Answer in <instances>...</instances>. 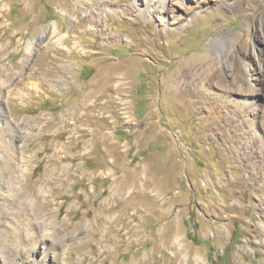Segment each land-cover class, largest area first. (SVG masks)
<instances>
[{"label": "rangeland", "instance_id": "obj_1", "mask_svg": "<svg viewBox=\"0 0 264 264\" xmlns=\"http://www.w3.org/2000/svg\"><path fill=\"white\" fill-rule=\"evenodd\" d=\"M1 81L0 250L264 264V0H0Z\"/></svg>", "mask_w": 264, "mask_h": 264}, {"label": "bare ground", "instance_id": "obj_2", "mask_svg": "<svg viewBox=\"0 0 264 264\" xmlns=\"http://www.w3.org/2000/svg\"><path fill=\"white\" fill-rule=\"evenodd\" d=\"M1 83H0V122H3L5 121V116L2 108L1 94L6 87L3 85V83L2 84ZM29 204L31 205V203H28V205ZM27 219L28 220L26 221V225L24 227V230L26 232L22 235L23 237L20 240L19 245H16L14 247H7L5 250H0V257L2 256L0 259V264H18L19 262H28L29 264L30 262L27 261L26 260L27 258L25 257H27V255L34 256L38 252H41L42 255L41 257L45 259L44 261L40 259L41 262L39 261V264H49L48 260L50 259H53V264H65L64 263L65 257H63L64 249L66 247L65 240L63 238H58L56 240L53 234L49 233L51 231L49 232L48 230L46 231L45 227L48 223H46L45 221H40L36 213L32 212V218L31 219L27 218ZM31 234L34 235L35 238L37 237V239H33L34 246L27 254L24 255L20 244L25 238H27Z\"/></svg>", "mask_w": 264, "mask_h": 264}]
</instances>
